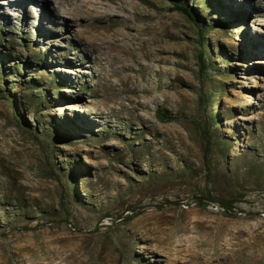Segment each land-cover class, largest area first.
I'll return each instance as SVG.
<instances>
[{
  "label": "rangeland",
  "instance_id": "1",
  "mask_svg": "<svg viewBox=\"0 0 264 264\" xmlns=\"http://www.w3.org/2000/svg\"><path fill=\"white\" fill-rule=\"evenodd\" d=\"M203 1L204 83L169 0H0V264H264V0Z\"/></svg>",
  "mask_w": 264,
  "mask_h": 264
},
{
  "label": "trees",
  "instance_id": "2",
  "mask_svg": "<svg viewBox=\"0 0 264 264\" xmlns=\"http://www.w3.org/2000/svg\"><path fill=\"white\" fill-rule=\"evenodd\" d=\"M172 3L173 9L178 11L179 13L183 14L185 17H187L188 20H190L191 22H193L197 29H198V36H199V45H200V49L198 51L197 54V66H198V75H200L201 77V81L204 83L207 75V72L211 69V67H215L214 63L211 61L210 57H209V51L207 46L205 45L204 41H203V37H204V32H206L208 29L210 28H217L220 29L222 31H228L229 26H231L230 23L220 20V19H213L211 20L210 25H205L202 21L199 20V17H197L194 9L192 6H190L186 0H169ZM195 4H203L205 7H210V1H203V0H193ZM241 18V14L237 13L236 14V19H240ZM2 31L0 30V35H1ZM35 55L37 56V58L40 59V62H44V55L41 52H36ZM37 65H39V63H37ZM44 66V65H43ZM227 72L229 73L230 70L227 69ZM57 79V75L54 76L53 80ZM213 92H211L210 94L204 93V95L202 94V96H200V99L202 101H204L205 103H212L213 102ZM3 98H8V91L4 90L3 94H2ZM39 102V106H41L44 103V98H38L37 99ZM33 101V100H32ZM156 118L160 121V122H170L174 119V117L171 115V113L167 110H157L156 111ZM212 122L215 123L217 122V116H213L212 117ZM203 134V138H204V142H205V157H207V153L209 152V143H210V135L208 134L207 131L203 130L202 131ZM222 143L227 142L226 139L225 140H221ZM223 178L226 180L227 177L223 176ZM203 200H209V201H213V198L209 195V194H204V196L198 197L197 201L199 203H202L201 201ZM219 206L225 210L228 211H232L233 209V204L235 203L234 198L231 199H219L217 200ZM136 215H138V213H131L128 218L131 219L133 217H135Z\"/></svg>",
  "mask_w": 264,
  "mask_h": 264
},
{
  "label": "bare ground",
  "instance_id": "3",
  "mask_svg": "<svg viewBox=\"0 0 264 264\" xmlns=\"http://www.w3.org/2000/svg\"><path fill=\"white\" fill-rule=\"evenodd\" d=\"M53 1H54L55 3H60V4L63 2V0H53ZM10 2H12V0H7V3H10ZM64 10H65V9H64ZM64 12H66V10H65ZM85 62H86V61H85ZM86 64H87V66H89L90 62L87 61Z\"/></svg>",
  "mask_w": 264,
  "mask_h": 264
}]
</instances>
